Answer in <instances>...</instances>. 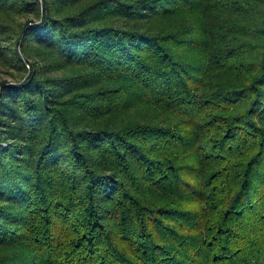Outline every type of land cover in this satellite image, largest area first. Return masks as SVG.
Returning <instances> with one entry per match:
<instances>
[{
    "label": "trees",
    "instance_id": "trees-1",
    "mask_svg": "<svg viewBox=\"0 0 264 264\" xmlns=\"http://www.w3.org/2000/svg\"><path fill=\"white\" fill-rule=\"evenodd\" d=\"M0 264H264V0H0Z\"/></svg>",
    "mask_w": 264,
    "mask_h": 264
},
{
    "label": "rangeland",
    "instance_id": "rangeland-1",
    "mask_svg": "<svg viewBox=\"0 0 264 264\" xmlns=\"http://www.w3.org/2000/svg\"><path fill=\"white\" fill-rule=\"evenodd\" d=\"M27 67L29 68V69H31V64L30 63H27ZM1 78L3 79V78H8L9 77V75H7V74H5V73H1ZM10 78V77H9ZM10 80V79H9Z\"/></svg>",
    "mask_w": 264,
    "mask_h": 264
}]
</instances>
